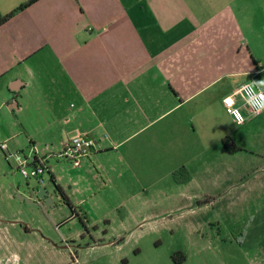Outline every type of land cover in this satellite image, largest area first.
<instances>
[{"label":"crops","instance_id":"crops-1","mask_svg":"<svg viewBox=\"0 0 264 264\" xmlns=\"http://www.w3.org/2000/svg\"><path fill=\"white\" fill-rule=\"evenodd\" d=\"M28 1L0 0V17ZM250 81L264 91V0H38L0 26V108L34 155L46 150L53 190L13 193L48 215L56 201L70 203L49 156L76 134L94 140L82 162L95 165L104 184L124 178L133 155L165 150L177 156L182 179L189 176L177 185L193 187L209 172L212 139L229 153V132L211 131L221 120L212 108L225 111L224 100ZM25 124H37L36 134ZM105 155L116 163L98 164ZM16 220L0 213V264H24L14 250L24 244ZM246 236H233L238 252L221 253L227 241L219 237L215 251L194 244L197 256L158 264H264V242L246 253Z\"/></svg>","mask_w":264,"mask_h":264},{"label":"rangeland","instance_id":"rangeland-1","mask_svg":"<svg viewBox=\"0 0 264 264\" xmlns=\"http://www.w3.org/2000/svg\"><path fill=\"white\" fill-rule=\"evenodd\" d=\"M7 110L5 105L0 108V144L5 143L11 155L6 158L0 150V213L5 220L22 223L18 226L23 227L24 244L14 250L24 264H158L176 254V260L197 256L194 244L207 242L215 251L213 241L219 237L227 241L220 247L221 253H234L240 249L233 236L242 230L247 231L246 253L254 243L264 242L262 115H252L240 127L224 109L212 108L221 120L211 124V131L221 132L223 127L229 132L231 142L230 138L223 140L229 153H224L221 145H213L212 139L209 172L202 182L187 189L178 186L173 176L179 169L177 156L165 154V150L162 155L148 153L145 158L133 155L124 178L110 184L103 183L90 162L72 167L57 159L58 153L52 154L49 167L62 181L71 202L56 201L48 215L39 207L17 201V194L29 196L40 185L20 172L18 155L32 161L34 154L20 124ZM25 125L31 135L38 131L37 124ZM7 132L12 135L10 141L5 140ZM22 145L24 149L12 151ZM45 153L41 148L39 155L48 156ZM112 163L115 159L106 155L98 161L103 166ZM25 170L31 174L32 166ZM44 181L53 190L48 173ZM185 190V195L192 197L182 196Z\"/></svg>","mask_w":264,"mask_h":264},{"label":"built area","instance_id":"built-area-1","mask_svg":"<svg viewBox=\"0 0 264 264\" xmlns=\"http://www.w3.org/2000/svg\"><path fill=\"white\" fill-rule=\"evenodd\" d=\"M224 107L226 114L233 123L238 126L243 125L252 115L264 112V91L254 81L247 82L232 96L224 100ZM95 146L94 140L87 135L76 134L64 142L58 158L66 161L72 167H78L83 160L91 155ZM0 150L6 158L11 156L5 143L0 144ZM17 159L20 165V172L26 180L33 177L38 181L39 185L43 186L45 184L44 175L49 173L45 157L34 155L31 161L27 157L23 158L18 155ZM26 166H32L31 174H28L25 170Z\"/></svg>","mask_w":264,"mask_h":264},{"label":"trees","instance_id":"trees-1","mask_svg":"<svg viewBox=\"0 0 264 264\" xmlns=\"http://www.w3.org/2000/svg\"><path fill=\"white\" fill-rule=\"evenodd\" d=\"M37 1H38V0H30V1H28L27 3L21 5L19 8H17L15 11H13V12H12L11 14H9L8 16L0 17V26H1L2 24H4L6 21H8L12 16H14L15 14L19 13L20 11L26 9L27 7H29L30 5L34 4V3L37 2ZM177 173H182V174L179 175V174H177ZM185 174H186V172H185L184 168H181V169H178L177 171H175V172H174V178H175L176 182L187 181L188 178H189L188 174L185 176L184 179H182L183 175H185ZM178 176H179V177H178ZM52 181H53V180H52ZM58 189H59V188H58ZM69 206H70V205H69ZM244 232H245V231L242 230V232H241V236L244 235ZM239 242H240V240H239ZM176 257H177V254H176V255H173V256H172V261H173L174 263H179L180 260H176Z\"/></svg>","mask_w":264,"mask_h":264}]
</instances>
